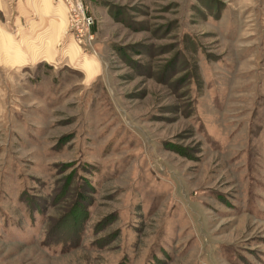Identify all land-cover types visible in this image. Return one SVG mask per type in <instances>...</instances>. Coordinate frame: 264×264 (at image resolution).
Returning <instances> with one entry per match:
<instances>
[{"label":"rangeland","instance_id":"rangeland-1","mask_svg":"<svg viewBox=\"0 0 264 264\" xmlns=\"http://www.w3.org/2000/svg\"><path fill=\"white\" fill-rule=\"evenodd\" d=\"M64 1L0 0V264H264V0Z\"/></svg>","mask_w":264,"mask_h":264},{"label":"trees","instance_id":"trees-1","mask_svg":"<svg viewBox=\"0 0 264 264\" xmlns=\"http://www.w3.org/2000/svg\"><path fill=\"white\" fill-rule=\"evenodd\" d=\"M87 200L83 192H79V200L66 218L65 224L70 225V229H61L60 227H51L43 245L47 248H56L62 246L64 250L71 251L80 246L83 233L88 218L87 209L83 202ZM77 207L78 210H77ZM75 210V211H74ZM59 219L57 222H60ZM73 228V229H72Z\"/></svg>","mask_w":264,"mask_h":264},{"label":"built area","instance_id":"built-area-1","mask_svg":"<svg viewBox=\"0 0 264 264\" xmlns=\"http://www.w3.org/2000/svg\"><path fill=\"white\" fill-rule=\"evenodd\" d=\"M68 26L75 43L82 47L95 41L94 18L88 13L83 0H65Z\"/></svg>","mask_w":264,"mask_h":264},{"label":"crops","instance_id":"crops-1","mask_svg":"<svg viewBox=\"0 0 264 264\" xmlns=\"http://www.w3.org/2000/svg\"><path fill=\"white\" fill-rule=\"evenodd\" d=\"M24 38V37H23ZM24 45H25V50L27 51V53H29V54H35V53H33V52H35V49H34V45H32V43L28 40V38H24ZM22 47L21 46H19V45H17V46H14L13 48H12V54H20V53H23L22 52Z\"/></svg>","mask_w":264,"mask_h":264}]
</instances>
